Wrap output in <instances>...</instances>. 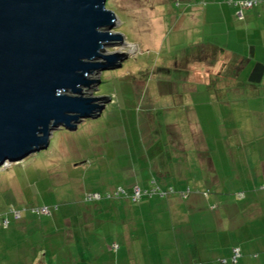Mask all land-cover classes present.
Instances as JSON below:
<instances>
[{"label": "rangeland", "instance_id": "1", "mask_svg": "<svg viewBox=\"0 0 264 264\" xmlns=\"http://www.w3.org/2000/svg\"><path fill=\"white\" fill-rule=\"evenodd\" d=\"M106 8L117 17L112 31L125 40L107 46L104 54L121 53L126 58L121 67L100 73L98 89L91 95H107L110 101L99 117L81 120L75 130H52L47 149L0 168H14L11 172L21 188L16 196L9 176L0 180V208L5 209L0 222L7 221L0 225V240H43L42 230L24 224L36 221L34 215L43 223L75 220L81 212L77 211L80 201L90 205L107 200L108 189L126 188L136 181L135 176L140 185L141 180L146 183L148 191L160 190L148 193L146 197L152 201L162 195L161 190L174 188L178 194L181 184L187 187L206 176L208 187L213 185L211 173L186 159L195 158L190 151L194 132L202 130L207 141L214 137L210 125L217 130L221 127L218 142L229 151L245 147L248 141L264 142V127L258 128V121L264 119L259 114L264 101L227 92L218 76L207 75L211 70L207 68V0H106ZM219 66L215 64L214 71H220ZM207 77L212 85L207 86ZM257 91L264 95V84ZM19 168L27 169L23 170L28 176L19 173ZM154 180L158 185L164 180L168 187L159 188ZM236 184V180L225 181L231 191ZM190 192L199 197V190ZM96 193L102 198L86 200ZM21 196L19 208L15 198ZM45 201L59 206L54 219L31 212ZM63 212L73 216L65 217ZM15 213L21 214L16 217ZM11 261L0 257V264Z\"/></svg>", "mask_w": 264, "mask_h": 264}, {"label": "crops", "instance_id": "2", "mask_svg": "<svg viewBox=\"0 0 264 264\" xmlns=\"http://www.w3.org/2000/svg\"><path fill=\"white\" fill-rule=\"evenodd\" d=\"M233 1L242 0H207V68H211L207 75L218 76L227 92L264 101V95L257 91L264 79L259 85L248 80L255 63H264V0H256L255 8L243 11L236 10ZM217 63L218 72L214 71ZM212 82L207 77V86ZM259 109V114H264L263 107ZM258 123L259 129L264 127V119ZM209 128L214 134L210 141L202 130H190V146L198 153L191 149L195 158L186 159L211 173L213 185L208 187L206 176L199 183L196 179L187 183V187L181 184L180 195L174 188L165 189L154 201L143 195L139 202H133V186L149 190L135 176L136 181L126 188L108 189L107 200L90 205L80 201L77 211L81 212L75 220L43 223L34 215L36 221L24 224L42 230L43 240H0L1 259L14 260L11 264H264V142L248 141L245 147L236 143L240 147H234V153L218 142L221 127ZM23 169L18 172L28 176ZM11 171L14 168L0 170V180L8 175L14 194L19 196L20 182ZM229 180H236L235 191L225 185ZM160 181L159 185L153 182L159 188L168 187ZM191 190H199V197L189 195ZM15 201L20 208L22 196ZM49 204L57 206L45 201L40 207ZM56 208L49 214L51 219L59 211V206ZM4 210L0 208V214ZM63 216L73 214L63 212ZM234 249L241 254L236 263L231 260Z\"/></svg>", "mask_w": 264, "mask_h": 264}, {"label": "water", "instance_id": "3", "mask_svg": "<svg viewBox=\"0 0 264 264\" xmlns=\"http://www.w3.org/2000/svg\"><path fill=\"white\" fill-rule=\"evenodd\" d=\"M106 0H0V168L45 150L55 128L101 115L100 73L126 55Z\"/></svg>", "mask_w": 264, "mask_h": 264}, {"label": "built area", "instance_id": "4", "mask_svg": "<svg viewBox=\"0 0 264 264\" xmlns=\"http://www.w3.org/2000/svg\"><path fill=\"white\" fill-rule=\"evenodd\" d=\"M258 4V2L256 0H244V1H233L232 5L233 7L236 8V10H251L253 7H255ZM158 191V189H153V192ZM142 192L140 191L139 188H135L133 190V195H132V200L133 201H138L141 197ZM87 200H98L100 199V195L99 194H94V195H88L86 196ZM56 208V207H55ZM32 213L37 214V215H49L50 214V210L48 207L42 206V207H35L31 210ZM21 214V213H20ZM19 213H15L16 217L20 216ZM6 225L7 221L3 220L2 222H0V225ZM241 256L240 252L238 249H234L232 251V257L231 260L233 263H236L238 258Z\"/></svg>", "mask_w": 264, "mask_h": 264}, {"label": "trees", "instance_id": "5", "mask_svg": "<svg viewBox=\"0 0 264 264\" xmlns=\"http://www.w3.org/2000/svg\"><path fill=\"white\" fill-rule=\"evenodd\" d=\"M242 1H244V0H242ZM258 2V1H257ZM258 5V4H257ZM256 5V6H257ZM255 6V7H256ZM255 7H253V8H255ZM252 8V9H253ZM251 9V10H252ZM263 79H264V63H261V62H257V63H255V65H254V67H253V69L250 71V74H249V77H248V80L252 83V84H254V85H259V83H261L262 81H263ZM136 188V186H133L132 187V192H131V200H132V195H133V190ZM137 188H139L140 189V191L142 192V194H141V197H140V199L138 200V201H133V202H139L140 200H141V198H142V196L143 195H148V193L150 192V191H145L144 192V190L143 189H141L140 187H137ZM150 194H156L155 192H153V191H151L150 192ZM100 197H101V195H100ZM102 198V197H101ZM116 198H118V195H117V197ZM87 200V199H86ZM45 207H48V206H45ZM54 207V206H53ZM49 208V210H50V212H52L53 210H55V209H53V208H51V207H48ZM233 251V250H232ZM231 257H232V255H231Z\"/></svg>", "mask_w": 264, "mask_h": 264}, {"label": "bare ground", "instance_id": "6", "mask_svg": "<svg viewBox=\"0 0 264 264\" xmlns=\"http://www.w3.org/2000/svg\"><path fill=\"white\" fill-rule=\"evenodd\" d=\"M116 20H117V18H116Z\"/></svg>", "mask_w": 264, "mask_h": 264}]
</instances>
